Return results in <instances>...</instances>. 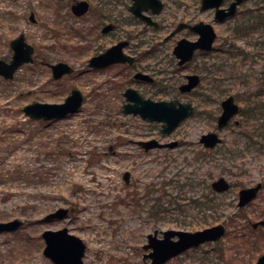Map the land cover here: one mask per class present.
<instances>
[{"label":"rangeland","instance_id":"374dc122","mask_svg":"<svg viewBox=\"0 0 264 264\" xmlns=\"http://www.w3.org/2000/svg\"><path fill=\"white\" fill-rule=\"evenodd\" d=\"M73 2L0 0V57L11 58L10 42L21 32L36 47L34 63L22 65L12 79L0 75V221H24L21 228L0 233V264H55L44 254L42 234L63 228L86 243L85 264H143L148 234L158 229L162 236V230L186 228L180 222L200 214L194 200L202 197L206 203L220 200L221 209L219 218L211 215L212 220L199 228L219 222L234 228L247 216L264 218V187L246 208L238 207L241 188L264 183V80L260 73L264 56H253L252 37L258 33H251V41L237 34L254 0H246L231 19L215 22L218 35L213 48L207 54L197 53L186 67L177 65L174 41L163 47L150 41L135 48L148 50L144 57L156 64L158 85L168 86H155L148 95L189 101L195 107L194 114L168 135L161 132L160 122L123 112L125 100L114 89L120 77H113V71L85 73L93 54L89 45L94 49L98 45L104 9L102 0H89V11L76 16L71 11ZM190 10L198 19H214L212 10ZM33 13L35 21L30 18ZM174 25L158 33L164 36ZM112 38L110 34L99 41L105 47ZM242 48L249 51L247 60ZM59 60L70 62L75 72L55 80L47 63ZM187 73L202 77L190 94L179 89ZM226 84L238 95L241 110L234 120L241 125L232 121L219 131L223 142L208 148L200 138L217 131L221 101L229 94ZM73 87L85 95L79 111L50 121L25 115L27 103L62 102ZM154 138L180 144L146 150L138 142ZM126 171L129 182L124 178ZM221 176L232 184L226 193L211 188ZM59 208L67 212L47 216ZM246 261L235 253L226 234L218 243L192 247L165 264Z\"/></svg>","mask_w":264,"mask_h":264},{"label":"water","instance_id":"95a60500","mask_svg":"<svg viewBox=\"0 0 264 264\" xmlns=\"http://www.w3.org/2000/svg\"><path fill=\"white\" fill-rule=\"evenodd\" d=\"M224 0H203L202 10L209 7H216V18L224 20L226 17L233 16L237 12V6L244 0H234L228 8H220ZM87 2L81 1L73 6V10L77 14H82L87 9ZM179 25L176 30L181 29ZM196 32L201 34L198 41H190L181 39L174 48V53L180 58V63H183L192 57L193 51L196 48L211 49L212 43L216 38V32L212 24L204 21L191 27ZM15 54L11 62H6L0 59V74L5 77H12L15 70L24 62L32 61V45L24 41V37L20 36L12 42ZM122 43L113 46L109 51L91 59L92 65L103 66L114 61H122L126 58L119 52ZM110 59H106L107 55ZM55 78L61 77L65 73L72 71V67L66 62H58L52 65ZM199 82L197 75H189V82L181 86L182 90H190ZM126 93L128 99L137 100L135 103H127L124 106L125 112L140 113L144 118L151 120L164 121L162 131L164 133L172 132L183 119L193 113V106L190 103H182L179 100L171 101H154L152 99H144L143 97L130 92ZM83 103L82 92L78 88H74L71 94L61 103L50 102H32L24 106V112L34 119L50 120L61 118L71 112H76L80 109ZM224 111L219 117L218 124L222 128L238 112V105L234 102L231 96L222 103ZM202 141L207 146H215L221 141L216 133L210 132L204 134ZM147 149L150 147L163 146L158 140L153 139L142 142ZM178 141L168 143V146L174 147ZM125 180L128 182L130 172H125ZM261 183L253 187L242 188L239 192V206L248 204L258 193ZM212 186L217 191H225L230 188V183L224 177H220L212 183ZM67 212L65 208L50 213L48 217L60 216ZM263 224L264 221L258 222ZM22 224L19 219H14L8 222H0V232L5 230L17 229ZM226 233V226L223 223L215 224L198 230H175L168 229L162 231L163 236L159 237V231L148 234V243L144 245L145 249L150 252L144 255V259L151 258V261H146L144 264H164L170 258L180 254L189 247L200 245L207 241H217ZM47 245L44 253L57 264H85L83 257L86 251V244L83 239L75 234L69 233L68 228L59 230H46L44 232ZM256 264H264V254L261 255Z\"/></svg>","mask_w":264,"mask_h":264},{"label":"flooded vegetation","instance_id":"af4514ba","mask_svg":"<svg viewBox=\"0 0 264 264\" xmlns=\"http://www.w3.org/2000/svg\"><path fill=\"white\" fill-rule=\"evenodd\" d=\"M202 2L203 0H102L104 13L102 17L103 22L100 24L102 27L101 33H99L98 36L100 40H104L106 39V36L113 34L114 38H112L111 44L105 47H103L104 43L99 41V39H96L98 44L96 49H94L92 45H89V47L93 50V54L89 56L87 61L88 67L85 69V73L113 71L116 75L113 77H120L115 82L114 89L116 90L115 93L117 96L125 100L123 106L127 103V101H129L128 95L126 94L129 89H131V93L133 92V94H137L144 99H156L153 96L151 97L148 95V91L155 86L158 88H164L166 85H163L162 87L158 85L159 82L156 81L154 69L156 68V64H153L152 61H147L146 57H144L148 50L146 52L135 51V48H140L144 43H149L150 41H153V44H160L161 47L167 43H171V41H174V55V48L181 39L185 38L190 41H198L201 38V34L193 30L191 27L201 21L208 22L213 25L217 22L216 11L214 9H209L214 12V19L212 21H206L195 17V11L190 9L205 12L201 9ZM231 2L232 0H225L224 8H227ZM169 9L172 12L170 14L168 13ZM174 23L175 25L172 30H169L166 35L160 36L158 33L160 30L170 28V26ZM179 25H182L181 29L176 31V28ZM183 32L184 34H182ZM119 43H122L119 52L122 53L126 60L114 61L104 66L90 65L92 57L105 52L110 47ZM197 53L207 54L208 51L197 50L194 54H192V57L189 60L183 63H180V60L174 55V58L177 60L178 67H186L188 63L196 57ZM208 70V73L211 72V65L208 66ZM157 71H159V69ZM189 74L199 73H187L185 75L187 81L189 80ZM166 88L168 89V86ZM194 90L195 89H192L183 93L190 94ZM155 92L158 91H154V93ZM131 102L135 103L137 100H131ZM252 202H249L248 205ZM248 205H246L245 208ZM260 221H264V218L253 220L248 216L245 217L244 227L248 245H255L254 254H245L247 257L245 264H255L260 255L264 254V250H262V248H264V223L258 224Z\"/></svg>","mask_w":264,"mask_h":264},{"label":"trees","instance_id":"16d2710c","mask_svg":"<svg viewBox=\"0 0 264 264\" xmlns=\"http://www.w3.org/2000/svg\"><path fill=\"white\" fill-rule=\"evenodd\" d=\"M254 7L248 8L247 11V20L244 21L242 25H240L237 29L238 36L245 37L250 39L251 41V33H258L257 37H252L254 41V46L256 52L254 53L257 56V58L264 56V0H254ZM249 13V14H248ZM262 36V37H261ZM262 39V40H261ZM251 44V42L249 43ZM242 50V54H244L245 59L247 60L250 55L249 51H247L245 48L240 49ZM264 67V66H263ZM261 74H263V80H264V71H260ZM243 82H246V79H242ZM201 184V180H199V184ZM193 187V185H190ZM157 200V199H155ZM204 197L202 199H195L194 207L200 208V214L196 217L194 216L191 220L184 219L180 222V225L186 228L190 229H197L201 227L202 225L208 224L212 217L211 215L217 219L219 216L217 213L220 212L221 209V201H215L214 203H206V201H203ZM212 201V200H211ZM207 204V205H206ZM206 205V206H205ZM206 210H210L211 213H206ZM215 214V215H214ZM188 217V216H186ZM245 223L239 222L236 227L234 228H228L227 235L230 237L231 247L234 249L235 253L237 255H241L242 257L246 259L245 254L253 253L255 252V245L249 244L245 235ZM219 250V253H222V248ZM225 255V253H224Z\"/></svg>","mask_w":264,"mask_h":264}]
</instances>
